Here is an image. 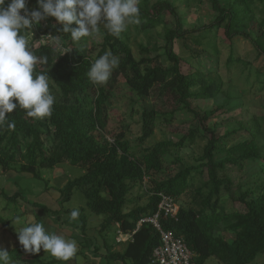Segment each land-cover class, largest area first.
Instances as JSON below:
<instances>
[{
	"label": "trees",
	"instance_id": "1",
	"mask_svg": "<svg viewBox=\"0 0 264 264\" xmlns=\"http://www.w3.org/2000/svg\"><path fill=\"white\" fill-rule=\"evenodd\" d=\"M255 1L264 3V0H233L229 7H225L220 0H208L216 13L215 21L202 28L188 30L182 28L177 9L172 4H151V0H141L143 6L139 7L138 31L166 24L167 15L173 18V23L165 31L162 45L168 65L147 66L145 69L141 68L145 61H136L132 56L127 30L120 37L105 34L98 52L92 55L85 45L74 42L69 33L49 27L46 32L54 37L59 35L68 43L62 42L59 47L47 44L31 47L37 57L48 58V63H38L36 70L48 73L58 89L54 110L50 117L43 119L28 117L23 109H15L9 114L8 121L15 122L16 126L14 130L8 129L7 123L0 127V175L5 177L9 172L16 171L36 176L40 169L53 168L63 161L81 167L83 174L67 180L57 191L63 202L70 199L74 188H80L91 212L104 215L99 227L102 246L94 243L91 249L85 247L86 240H80V243L92 254L104 246L107 250L103 255L105 264L112 261L117 264H150L151 251L159 244V233L149 223H143L138 228L136 225L141 217L157 210L160 192L173 196L177 201L183 194L190 196L187 206L179 205L176 219L162 217L160 221L163 229L183 237L194 253L193 264H204L211 256L221 264H250L259 252L264 251V181L256 189L240 191L236 200L242 205L241 210H226L219 206L223 192L231 190L230 180L217 179L216 172L227 164L242 166L264 160V128L258 120L247 127H240L245 128L250 137L226 146L222 141L232 139L239 130L216 136L206 126L215 113L223 110V105L200 113L191 106V100L212 99L219 92V74L216 72L218 78L210 75L219 65L220 48L224 39L232 41L233 37L243 33L238 28L243 26V19L251 10L249 4ZM28 5L36 8V0H29ZM52 19L49 17L43 22L50 24ZM220 24L224 25V38L218 39L215 31ZM251 38L257 55L264 58V20ZM188 40L203 46L201 54H196L199 61L203 52L211 54L202 67L193 68L197 74L181 70L184 57L175 50L178 41L183 43L184 48H189L184 43ZM105 51L119 57L120 64L106 84L95 85L87 73L94 60ZM147 61L150 63V59ZM239 62L240 58L230 50L224 63L228 78ZM120 75L131 91L150 102V107L141 112L140 132L135 145L125 138V129L117 133L109 130L113 135L112 142L102 134L107 130L109 98ZM253 77L258 89H262L264 67L255 68ZM206 80L209 81L206 83ZM203 81L206 85L200 93H194L193 89ZM183 114L192 115L196 120L195 126L188 129L186 135L176 142L162 139L150 148L142 147L153 136L159 119L168 125ZM200 131L209 133L199 156L200 163L179 166L175 174L165 176V162L171 149H180L193 142ZM135 147L139 148L133 150ZM173 162L178 163L179 159ZM262 168L264 171V166ZM203 173L206 180L194 187L198 176ZM146 178L148 200L125 211L130 192L143 184ZM0 195L8 202H17L23 197L19 191L7 195L3 185L0 186ZM34 204L47 210L44 205ZM111 225H117L122 233H132L136 229L121 251H112L104 237ZM81 228V237L86 238L85 226ZM226 233L230 234L229 237ZM8 251L11 261L16 264L65 262L54 257L43 261V249L39 254H30L19 243ZM77 254L84 253L80 251Z\"/></svg>",
	"mask_w": 264,
	"mask_h": 264
},
{
	"label": "rangeland",
	"instance_id": "2",
	"mask_svg": "<svg viewBox=\"0 0 264 264\" xmlns=\"http://www.w3.org/2000/svg\"><path fill=\"white\" fill-rule=\"evenodd\" d=\"M232 1L220 0L225 7H229ZM154 2H168L176 7L183 29H199L205 24L214 22L216 18V13L212 10L208 0H151L150 3L152 4ZM27 6L29 9H33L31 5ZM142 6L141 0H139V7ZM249 8L251 10L246 14L245 19H243V26L238 28L243 33L233 37L232 41H226L224 39L217 59L219 65L216 71L214 70L215 73L213 72L210 75V77L218 78L216 72L219 74L218 76H220L221 80L219 92L212 99L191 100V106L200 113L223 105V110L215 113L206 122V126L216 136H221L238 129L239 131L232 139L222 141L226 146L250 137L247 130L240 127H247L258 120L261 123L260 126L264 128V86L262 89H258V85L255 84L253 77L255 68L264 67V58L257 55L251 40V36H255L256 31L260 28V23L264 20V3L255 1L249 4ZM166 20L168 21L166 24L145 31H138L137 24L135 23L130 24L127 28V36L133 58L136 61H145L142 62V69L153 65H168L162 45L165 31L170 26V23H173V18L167 15ZM53 25H55L54 28L56 29H62V25L55 18L52 19L50 24L41 22L40 25H34L31 31L29 30L26 33L30 46L36 47L43 44L58 46L56 43L57 37L60 38L61 43H68L62 40L61 36L54 37L46 32ZM73 26L75 27V24ZM223 27L224 25L220 24L215 31L218 39L224 38ZM105 34H107V31L101 27L99 34L93 37L82 38L78 44L85 45L89 53L95 55L103 42ZM184 43H187L190 49L184 48L181 41L175 43V50L185 59L181 62V70L184 73H195L196 70L193 68L195 66L202 67L201 65L204 60L210 58L211 54L203 52L201 55L202 60L199 61L196 54H201L203 46L193 44L191 40H188V42L184 41ZM144 49H147V51ZM230 50L233 51L235 56L240 58V62L228 78L224 63ZM149 59L150 63L147 61ZM206 78H209V76ZM207 81L209 80H206V83ZM206 83L203 81V84L197 85L193 89V92L200 93ZM50 91L54 96L59 93L52 82H50ZM108 103L107 130L102 132L105 139L112 142L113 135L110 131L117 133L125 129V138L135 145L140 132L141 112L145 107H150L149 100L147 98H140L131 91L124 77L120 75ZM158 121L153 136L147 139L142 144V147L150 148L155 142L162 139H170L176 142L182 136L186 135L187 130L194 127L196 123L193 116L187 114L178 116L177 119L168 125H165L162 122L163 120L159 119ZM208 138L209 133L200 131L195 136L193 142L185 144L180 149H171V154L165 162V171L163 174L165 176L173 175L178 171L179 166L198 165L200 163L199 156L202 154ZM260 142L263 143L262 140ZM138 148L135 147L133 150ZM262 150V154L264 155V146H262ZM174 159H179V162L174 163ZM262 166H264V160L255 163H246L242 166L227 164L222 170H218L216 172L217 179H228L230 180L231 186L229 193L223 192L221 198L222 204L219 207L225 208L226 210H230L231 208L241 210L243 207L236 199L240 191H244L247 188L256 189L264 181ZM83 172L84 170L81 167L63 161L53 168L40 169L36 176L24 173L20 174L16 171L9 172L5 177L0 175V186L4 184V191L7 195L10 196L19 191L23 196L17 202H8L0 195V246L7 248V250L13 248L19 243L16 230L19 231L22 226L39 221L44 222L49 231L64 235L67 239H73L72 237H74L79 241L86 240L87 244L85 247L87 248L92 249V244L94 243L96 245L99 243L102 246L103 241L99 235V227L104 215H97L91 212L87 199L80 188H74L70 199L63 202H61V196L57 191L67 180L77 178ZM195 173L197 174V172ZM205 180L206 175L204 173L203 175L200 174L194 187H197ZM147 189L148 179L146 178L143 184L137 186L130 192L125 211L146 203L149 195ZM189 201L190 196L188 193L183 194L179 197L178 204L187 206ZM34 202L39 205H44L47 210L40 209ZM73 209H79L80 211V216L75 221L70 218V212ZM17 217L20 218V222L15 223L14 226L12 222H15ZM72 225L77 226L79 230L73 228ZM83 225L85 226L84 236L86 238L81 237V227ZM57 226L62 231L56 230ZM118 233L119 228L117 225H111L104 233V237L107 243L110 244L112 251H121L125 246V242H118L116 240V238L118 239ZM229 235V233H226V236L229 237ZM77 243L78 252L83 251L84 254H77L74 258L62 262V264L106 263L103 255L107 250L104 246L98 252L94 251L95 254H92L91 252H87L80 242ZM52 258L48 252L42 254L43 261H48ZM12 264L16 263L12 262ZM109 264L117 263L112 261ZM204 264L221 263L215 257L211 256ZM250 264H264V251L259 252Z\"/></svg>",
	"mask_w": 264,
	"mask_h": 264
},
{
	"label": "clouds",
	"instance_id": "3",
	"mask_svg": "<svg viewBox=\"0 0 264 264\" xmlns=\"http://www.w3.org/2000/svg\"><path fill=\"white\" fill-rule=\"evenodd\" d=\"M28 3L29 0H0V127L7 123L10 130L16 125L8 121V116L15 109L25 110L33 119L50 117L54 110L52 78L36 70L37 64H47L48 58L34 54L26 35L34 25L53 17L62 25L59 32L69 33L74 42H79L99 34L101 27L108 34L120 37L130 24L140 23L139 0H36L34 9H29ZM56 43L61 45L59 37ZM119 64V57L105 51L91 64L88 78L95 85H104ZM79 216V209L70 212L73 221ZM17 222L19 217L12 224L15 226ZM16 232L26 253L39 254L43 249L65 262L77 255L76 240L49 231L42 221L22 226ZM0 264H12L9 251L3 246H0Z\"/></svg>",
	"mask_w": 264,
	"mask_h": 264
},
{
	"label": "built area",
	"instance_id": "4",
	"mask_svg": "<svg viewBox=\"0 0 264 264\" xmlns=\"http://www.w3.org/2000/svg\"><path fill=\"white\" fill-rule=\"evenodd\" d=\"M159 201L157 210L151 215L141 217L136 228L143 223L151 224L159 233V244L156 245L150 254V264H193L194 253L189 249L181 236H176L172 231L165 230L161 224V218L176 219L179 204L176 198L165 193H158ZM136 231L133 230L132 233ZM132 233L119 231L118 242H126L131 239Z\"/></svg>",
	"mask_w": 264,
	"mask_h": 264
},
{
	"label": "crops",
	"instance_id": "5",
	"mask_svg": "<svg viewBox=\"0 0 264 264\" xmlns=\"http://www.w3.org/2000/svg\"><path fill=\"white\" fill-rule=\"evenodd\" d=\"M3 187H4V189H5L4 184H3ZM62 226H63V225H62ZM62 226H61V227H62ZM72 227H73V228H76L77 230H79V229L77 228V226H73V225H72ZM56 230H61V231H62V229H61V228H58V226H57V229H56ZM61 231H60V232H61ZM67 232H69V231H67ZM75 233H76V232H75ZM75 233H74V234H75ZM70 234H71V233H70ZM72 238H73L74 240H76L77 242H80L79 240L75 239L74 237H72ZM99 241H100V239H99ZM121 244H122V243H121Z\"/></svg>",
	"mask_w": 264,
	"mask_h": 264
}]
</instances>
